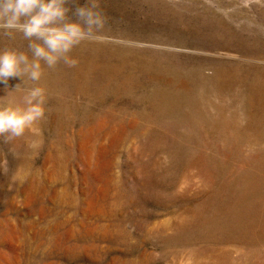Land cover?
<instances>
[{"label": "rangeland", "instance_id": "374dc122", "mask_svg": "<svg viewBox=\"0 0 264 264\" xmlns=\"http://www.w3.org/2000/svg\"><path fill=\"white\" fill-rule=\"evenodd\" d=\"M100 5L38 82L43 147L0 136V264H264V0Z\"/></svg>", "mask_w": 264, "mask_h": 264}, {"label": "clouds", "instance_id": "9594fccd", "mask_svg": "<svg viewBox=\"0 0 264 264\" xmlns=\"http://www.w3.org/2000/svg\"><path fill=\"white\" fill-rule=\"evenodd\" d=\"M108 17L100 0H0V34L14 38L22 35L27 49L6 47L0 50V83L9 78H25L34 86H15L0 97V136L7 141L25 138L27 147L38 153L43 147L41 122L46 119L48 96L39 86L45 69L60 63L76 67L78 60L70 54L84 42H102L101 33ZM22 96L15 98L16 93ZM0 169L8 171V161L0 160Z\"/></svg>", "mask_w": 264, "mask_h": 264}]
</instances>
